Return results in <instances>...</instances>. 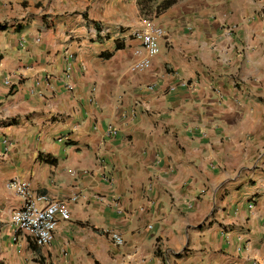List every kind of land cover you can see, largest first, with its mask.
Listing matches in <instances>:
<instances>
[{"label": "crops", "instance_id": "crops-1", "mask_svg": "<svg viewBox=\"0 0 264 264\" xmlns=\"http://www.w3.org/2000/svg\"><path fill=\"white\" fill-rule=\"evenodd\" d=\"M0 264H264V0H0Z\"/></svg>", "mask_w": 264, "mask_h": 264}, {"label": "built area", "instance_id": "built-area-1", "mask_svg": "<svg viewBox=\"0 0 264 264\" xmlns=\"http://www.w3.org/2000/svg\"><path fill=\"white\" fill-rule=\"evenodd\" d=\"M132 36L140 42L144 55L133 61L128 66V71L134 74L142 73L149 69L151 58L158 53V40L163 37V30L145 22L143 29L135 31ZM3 83L7 85L8 80L3 79ZM6 187L21 200L20 207L9 215L11 227L14 231L29 237L37 247H47L51 243L57 223L68 218V211L64 204L45 197L33 198L28 185L19 180L10 181ZM106 234L114 247L123 245L122 238L117 233L107 231Z\"/></svg>", "mask_w": 264, "mask_h": 264}]
</instances>
